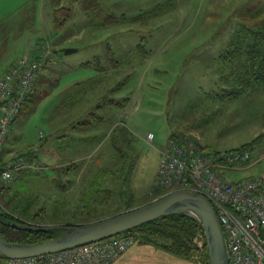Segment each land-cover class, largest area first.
<instances>
[{
  "label": "rangeland",
  "instance_id": "rangeland-1",
  "mask_svg": "<svg viewBox=\"0 0 264 264\" xmlns=\"http://www.w3.org/2000/svg\"><path fill=\"white\" fill-rule=\"evenodd\" d=\"M99 1L119 22L90 25L71 0H0V78L20 57L42 62L4 145L5 158L37 147L42 165L0 190L5 206L31 224H87L157 199L160 150L174 132L212 153L264 139L263 118L256 113L246 122L244 116L258 107L245 99L260 88L231 100L205 99L219 86L215 57L242 16L260 11L255 18L264 17V0ZM68 47L77 51L66 54ZM97 57L104 71L97 70ZM113 57L123 68L113 67ZM94 79L101 80L95 89ZM93 80L69 102L79 84ZM102 95L130 99L119 109L99 107L107 119L81 125L94 118L87 113ZM123 125L131 142L117 138L119 164L111 159L110 139ZM254 162L222 172L232 180L255 174L263 164L250 167Z\"/></svg>",
  "mask_w": 264,
  "mask_h": 264
},
{
  "label": "built area",
  "instance_id": "built-area-1",
  "mask_svg": "<svg viewBox=\"0 0 264 264\" xmlns=\"http://www.w3.org/2000/svg\"><path fill=\"white\" fill-rule=\"evenodd\" d=\"M42 62L20 57L10 63L0 78V190L23 170L41 168L37 147L5 158V141L13 121L41 73ZM147 138H154L148 133ZM187 145L169 138L160 150L155 178L164 194L191 189L205 195L221 221L229 264H264V170L232 180L222 170H236L252 158L250 149L203 151L197 141ZM7 210L0 194V212ZM203 246L205 236L197 238ZM137 242L133 234L122 233L97 242L49 254L7 259L5 264H111Z\"/></svg>",
  "mask_w": 264,
  "mask_h": 264
},
{
  "label": "trees",
  "instance_id": "trees-1",
  "mask_svg": "<svg viewBox=\"0 0 264 264\" xmlns=\"http://www.w3.org/2000/svg\"><path fill=\"white\" fill-rule=\"evenodd\" d=\"M71 1L73 3H77L82 8L85 16H87V18H89L91 21L89 23L90 25L97 27H99V25H111L119 22L121 19V17L106 11V8L104 7L105 5H103V3H101L99 0ZM59 7L63 8L66 6L62 5L55 8ZM68 9H70V6H68ZM259 13L260 11L253 13L248 12L242 16L236 30L232 34V37L226 46L215 57V69L218 71V80L216 85L219 84V86L218 88L211 89V91L205 96L206 100H231L238 98L241 96V94L246 92L248 93L264 86V17L255 18V15ZM140 47L141 46H139V48ZM109 52L110 55L113 54L111 49ZM111 61L114 64V68H123V65L119 67V61H117L114 57ZM95 63L97 70H105V67L100 63L99 57L95 59ZM89 64H91L89 61L84 63V65ZM94 80L96 81V84L94 83L95 85L93 89L98 87L101 83L100 79ZM94 80L88 85H83L84 83L79 84L80 86L77 90V93L75 91L73 94L71 93L68 95L70 98L69 102L71 100L74 102L76 96L82 95L84 93L83 86H86L87 91L88 87L92 85ZM98 81H100L99 84H97ZM129 99V97H122L120 100H117L113 97L102 95L98 103L92 107L95 110L90 107V111L88 110L89 113L86 112L87 114H90V116L92 115L94 118L91 120L87 118L88 120L82 121L80 124L95 126L99 121H104L107 119L106 116H103L102 114L99 115L100 113H98L96 109L101 106H110L114 109H119L128 103ZM96 116H100V118H95ZM124 125L118 128V134L114 135L116 138L114 139L112 137L110 139V142L116 148L111 159L115 160L119 164L121 162V151L118 150L119 147L117 144V138H123L127 143L131 142L128 138H126V136L129 135V132L128 129L124 127ZM185 134L186 133H178L177 131L174 132L170 138H175L177 141L185 145L189 143V140L194 141L193 139H190L191 137H188ZM252 142L253 141L244 143L239 147L228 150L247 148L251 151V145L253 144ZM220 151L221 150H218L216 152ZM29 171H32L31 173L37 172L30 169L23 170L16 174V177L13 179V181L15 179L20 180L22 177H24L23 175L28 174ZM156 191L159 194L161 193L159 197L165 195L164 189L160 187H156ZM17 209L22 210L19 207H17ZM22 218L23 217L16 211L8 208L5 211H1L0 235L13 242L38 243L60 236L64 232L63 229L60 228L46 231L24 230L15 226V223H28ZM200 232L204 233L202 224L199 221L185 215L184 213H175L151 220L123 233L135 235L138 242L153 243L162 246L163 248L175 254L188 258L196 257L203 264H209V254L206 240H204V244L201 248H199L194 241L195 237H197ZM6 260L7 258L0 254V264H5Z\"/></svg>",
  "mask_w": 264,
  "mask_h": 264
},
{
  "label": "water",
  "instance_id": "water-1",
  "mask_svg": "<svg viewBox=\"0 0 264 264\" xmlns=\"http://www.w3.org/2000/svg\"><path fill=\"white\" fill-rule=\"evenodd\" d=\"M75 51L77 48L65 49L66 54ZM175 213H184L202 224L209 264H229L224 230L214 205L205 195L191 189L174 190L148 204L87 224L15 223V226L24 230L46 231L60 228L64 232L60 236L38 243L13 242L0 235V254L11 259L58 252L110 238L151 220Z\"/></svg>",
  "mask_w": 264,
  "mask_h": 264
},
{
  "label": "crops",
  "instance_id": "crops-1",
  "mask_svg": "<svg viewBox=\"0 0 264 264\" xmlns=\"http://www.w3.org/2000/svg\"><path fill=\"white\" fill-rule=\"evenodd\" d=\"M259 92H260L259 95L249 94V96H247V99H245V102H247V104L249 105L254 104L258 106V107L254 106L253 109H251V107L250 109L248 108L245 109L244 116L246 117V120H245L246 122H249L248 119H250L252 115L255 116L256 113H258L261 116V118H263L262 122L264 123V86L260 88ZM246 95L247 94H245V96ZM248 142H251V140L246 141L244 143H248ZM257 142H259L258 145L256 144L255 146L254 144V146L251 147V156H252V159L255 160V162L254 164H250L249 166L252 167L259 163H262L263 168L260 170L262 171L264 170V150L262 149L264 146H262L261 143L264 142V139H260ZM236 147L238 146H231V149L236 148ZM244 169H239V170H244ZM157 171H158V168H157ZM157 171H156V174H157ZM156 174H155V177H156ZM251 175H254V174H250L247 176H251ZM243 177H246V176H243ZM111 264H203V263L199 261L196 257L188 258L185 256L175 254L163 248L162 246H159L153 243H144V242L137 241L136 243L131 245L122 255H120Z\"/></svg>",
  "mask_w": 264,
  "mask_h": 264
}]
</instances>
